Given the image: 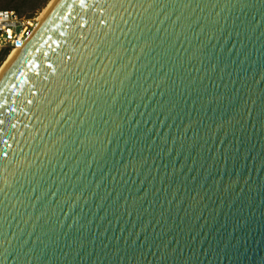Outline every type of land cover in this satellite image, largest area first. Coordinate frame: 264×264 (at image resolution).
I'll return each mask as SVG.
<instances>
[{"label":"water","instance_id":"water-1","mask_svg":"<svg viewBox=\"0 0 264 264\" xmlns=\"http://www.w3.org/2000/svg\"><path fill=\"white\" fill-rule=\"evenodd\" d=\"M0 81V264H264V0H59Z\"/></svg>","mask_w":264,"mask_h":264},{"label":"built area","instance_id":"built-area-1","mask_svg":"<svg viewBox=\"0 0 264 264\" xmlns=\"http://www.w3.org/2000/svg\"><path fill=\"white\" fill-rule=\"evenodd\" d=\"M36 25V15L24 16L11 9H0V66L11 53L23 49Z\"/></svg>","mask_w":264,"mask_h":264},{"label":"rangeland","instance_id":"rangeland-1","mask_svg":"<svg viewBox=\"0 0 264 264\" xmlns=\"http://www.w3.org/2000/svg\"><path fill=\"white\" fill-rule=\"evenodd\" d=\"M50 0H0V9H11L24 16L38 15Z\"/></svg>","mask_w":264,"mask_h":264},{"label":"bare ground","instance_id":"bare-ground-1","mask_svg":"<svg viewBox=\"0 0 264 264\" xmlns=\"http://www.w3.org/2000/svg\"><path fill=\"white\" fill-rule=\"evenodd\" d=\"M58 1L59 0H50L48 2V4L42 9V11L36 16L37 17V25H36L35 30H34L32 36H31V39L37 33V31L43 26L46 18L49 16L51 11L55 8V6L57 5ZM23 50L14 51L1 64V66H0V81L2 80L3 76L5 75V73L9 69V67L19 57V55L22 53Z\"/></svg>","mask_w":264,"mask_h":264}]
</instances>
